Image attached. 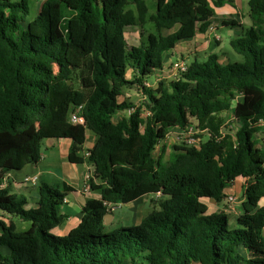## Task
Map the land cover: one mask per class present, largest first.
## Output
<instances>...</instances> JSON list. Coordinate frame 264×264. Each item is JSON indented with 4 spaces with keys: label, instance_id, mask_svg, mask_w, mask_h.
<instances>
[{
    "label": "trees",
    "instance_id": "trees-1",
    "mask_svg": "<svg viewBox=\"0 0 264 264\" xmlns=\"http://www.w3.org/2000/svg\"><path fill=\"white\" fill-rule=\"evenodd\" d=\"M226 2L155 0L148 14L145 0H44L27 20L28 0H0V184L40 160L42 140L65 138L68 160L92 164L88 184L100 194L75 228L57 236L52 230L68 218L60 212L68 185L40 183L36 209L0 187V264H264V0H247L251 24L229 40L241 61L210 54L175 79L148 80L164 54L205 32ZM147 22L154 32L130 44L127 28ZM79 106L85 122L73 124L69 112ZM228 110L237 127L234 138H221L213 122ZM191 117L209 128L208 139L175 145L168 159L164 150L156 155ZM87 131L97 138L83 157ZM237 179L246 182L245 199L231 228L228 215L209 212L205 201L222 202ZM150 194L160 195L158 208L140 224L105 228L108 205ZM18 220L28 227L17 229Z\"/></svg>",
    "mask_w": 264,
    "mask_h": 264
},
{
    "label": "crops",
    "instance_id": "crops-1",
    "mask_svg": "<svg viewBox=\"0 0 264 264\" xmlns=\"http://www.w3.org/2000/svg\"><path fill=\"white\" fill-rule=\"evenodd\" d=\"M208 1L211 2L212 0ZM231 1L232 3L226 2L222 6L214 8V16L210 19L209 24V26L211 24L215 26L213 31L207 29L203 33L198 32L192 38L176 43L173 49L164 54L162 69L156 73L152 81L154 85L159 77L165 80L168 78L169 81L177 77L176 74L171 73L169 70V66L172 62L178 59H184L188 62L192 60L204 61L210 54H216V49H223L222 37L218 32L220 28L226 27V35L231 38L242 34L244 27L250 26L251 20L248 14L249 7L247 0ZM227 19H234L237 25L234 27L222 25L221 21ZM137 28L138 27L133 26L127 28V37L130 44L138 43L140 32L138 33L135 31ZM227 53L228 54L224 56L225 53L222 52L223 56L221 57L216 54L220 62L226 63L230 61V52ZM147 84L150 85V83ZM134 94L136 95L135 91ZM124 96L126 97L125 93ZM124 96H122L120 100H123ZM119 112L123 111H117L115 114ZM96 138L93 132L87 131L86 140L79 155L85 157L95 144ZM163 141L157 144L155 151L164 144ZM70 144L71 141L65 138H49L42 140L40 160L35 164L24 166L20 171L11 172L3 176L2 183L0 184V187H6L10 194L24 196L27 200L26 208L33 209L37 208V192L40 183L68 185L72 190L66 194L64 197L65 201H63V204L60 206V212L66 214L68 218L62 225L52 230L56 235L68 234L70 230L78 225L86 202L90 199H100V194L90 189L88 186V176L91 177L93 173L92 164L86 159L79 164L71 163L68 160ZM27 175H37V183L35 185L25 183L23 178ZM159 197L160 195L158 194L155 195L156 199L151 198L150 195H145L130 203L117 204L114 206H131L133 209V223L138 224L146 213L150 212V209L156 208L157 204L155 201L158 200ZM114 206L108 205L111 217L108 218L107 223H104L106 229L117 228L119 227L118 225H120L119 223H121L119 219L116 221V216L112 213Z\"/></svg>",
    "mask_w": 264,
    "mask_h": 264
},
{
    "label": "rangeland",
    "instance_id": "rangeland-1",
    "mask_svg": "<svg viewBox=\"0 0 264 264\" xmlns=\"http://www.w3.org/2000/svg\"><path fill=\"white\" fill-rule=\"evenodd\" d=\"M29 1V6H30V11H29V15L27 17V20H31L33 18L36 17L39 7L41 5V3L44 0H28ZM145 3L147 5L148 8V14L154 13L155 12V0H145ZM127 8H132L134 9V6L129 4L127 6ZM136 32H144L143 34L145 35V33L147 32H151L153 31V25L149 22H147V24L145 25V28L143 30L137 28L135 29ZM226 31L227 28L223 27L219 29V35L222 37V47L223 49L221 50H215L216 54L218 56H223L222 52H224V56L227 55V52H230L229 54V58H230V62H234V61H241L242 60V56L239 55L238 53H236L232 47L229 44V37L226 35ZM154 32V31H153ZM215 54V55H216ZM153 76L151 75L149 77V81L152 82L153 81ZM167 81H169V79H166ZM125 95L126 97L131 98V100H135V94L134 91L131 90H127L125 91ZM136 104L140 103V101H138L137 99L135 100ZM128 113V109L123 110V112H119L117 114L114 115V120H117L118 118H121L123 116H126ZM145 114V112L142 111V114ZM234 119H233V115H232V110H228V111H224L219 113L218 115H216V118L214 119L213 122V126H217V131H219L220 137L222 138L225 135H230L231 138H234V133L236 130V125H234L233 123ZM190 122L191 124H193L195 126V132L192 137L195 139V143H201L204 142L208 139V137L210 136V130L209 128H204V129H198L197 128V121L195 118L191 117L190 118ZM195 134H197L198 136H195ZM262 134L261 133H256V138L261 139ZM187 135L183 132H181L178 128H174L169 135L167 136V138L163 141L164 144L161 145L160 147L157 148V150L155 151L156 155H159L161 153L162 150H164V159H168L169 154L173 151L174 146L175 145H180L182 144V140L186 139ZM246 182L243 179H237L235 181H233L232 183L229 184L228 188H227V196L222 200V202L217 203L214 200H206V204L208 205L209 208V212H224L228 215L229 217V227H233L232 226V220L237 217L238 215H240L242 213V203L244 201V186H245ZM151 198H155V194H150ZM232 197V199H228L229 197ZM149 198V197H148ZM156 199V198H155ZM148 200V199H147ZM156 208H158L156 206ZM153 209H150V211H152ZM112 213L115 214L116 216V221L117 219H119V221L121 223H119L120 225H118L119 227H127V226H137L138 224H140V222L138 224L133 223V209L131 208V206H127V205H120V206H114L113 207V211ZM147 214V213H146ZM126 220V221H125ZM17 229L19 230H23L26 229L29 225L28 222H21V221H17ZM117 227V228H119ZM115 229V228H114ZM108 230V229H107ZM54 234V233H53ZM56 235V234H55ZM57 236H63V235H57Z\"/></svg>",
    "mask_w": 264,
    "mask_h": 264
},
{
    "label": "built area",
    "instance_id": "built-area-1",
    "mask_svg": "<svg viewBox=\"0 0 264 264\" xmlns=\"http://www.w3.org/2000/svg\"><path fill=\"white\" fill-rule=\"evenodd\" d=\"M215 28L214 25H210L209 26V30L213 31ZM189 62L187 60L184 59H178L175 62H172L169 66V70L171 71V73H174L176 75H178L181 72H184L187 69ZM137 105L139 106V103H137ZM80 106L78 108H76L75 110H71L69 112V120L71 123L73 124H83L85 122L84 118L81 116L80 112ZM133 109L130 108L128 109V113L132 112ZM143 111V110H142ZM145 112V114H148L149 112L147 111H143ZM181 132L185 133L187 135L186 139L182 140V143L184 144H197L195 143V139L192 137V135L195 132V126L191 123H189L188 126H186V128L184 130L179 129ZM88 154V153H87ZM86 154V155H87ZM90 176H88L89 179ZM23 181L25 183L31 184V185H35L37 183V175H27L23 178ZM89 186V184H88ZM228 199H232V197L230 196ZM63 201H65V198L63 199Z\"/></svg>",
    "mask_w": 264,
    "mask_h": 264
},
{
    "label": "water",
    "instance_id": "water-1",
    "mask_svg": "<svg viewBox=\"0 0 264 264\" xmlns=\"http://www.w3.org/2000/svg\"><path fill=\"white\" fill-rule=\"evenodd\" d=\"M111 217L110 213H107L104 217V223H107L108 218Z\"/></svg>",
    "mask_w": 264,
    "mask_h": 264
}]
</instances>
